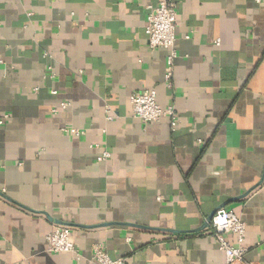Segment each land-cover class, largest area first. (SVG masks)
<instances>
[{
	"label": "crops",
	"instance_id": "1",
	"mask_svg": "<svg viewBox=\"0 0 264 264\" xmlns=\"http://www.w3.org/2000/svg\"><path fill=\"white\" fill-rule=\"evenodd\" d=\"M157 2L0 0V264H95L94 245L264 264V0H174L169 79L144 28ZM150 89L174 118L134 116ZM220 207L245 223L243 262L209 233ZM56 226L76 251L47 250Z\"/></svg>",
	"mask_w": 264,
	"mask_h": 264
},
{
	"label": "built area",
	"instance_id": "2",
	"mask_svg": "<svg viewBox=\"0 0 264 264\" xmlns=\"http://www.w3.org/2000/svg\"><path fill=\"white\" fill-rule=\"evenodd\" d=\"M176 17L177 8L174 0H158L155 6L148 7L144 26L150 47L163 48L167 51L165 74L167 79L172 75L176 57ZM129 100L134 116L144 122L156 121L163 116L174 118L173 107L170 105L161 107L156 101V93L153 89L134 92L130 95ZM62 106L65 107L66 104H62ZM108 118L110 119L111 115ZM3 121L4 118L0 119V124ZM68 131L76 135L79 134V131L75 129ZM108 157L109 153L104 150L98 160H104ZM209 233L215 239L218 248L224 253L227 262H243L245 260V223L233 210L224 207L216 209L209 222ZM46 240L47 250L51 253L76 251L71 228L68 226L54 227L47 234ZM92 260L95 264H126V260L122 257L111 258L100 245L92 247ZM248 264L253 263L248 262Z\"/></svg>",
	"mask_w": 264,
	"mask_h": 264
},
{
	"label": "water",
	"instance_id": "3",
	"mask_svg": "<svg viewBox=\"0 0 264 264\" xmlns=\"http://www.w3.org/2000/svg\"><path fill=\"white\" fill-rule=\"evenodd\" d=\"M211 217H212V215H211V216H209V218H208V222H210V220H211Z\"/></svg>",
	"mask_w": 264,
	"mask_h": 264
}]
</instances>
